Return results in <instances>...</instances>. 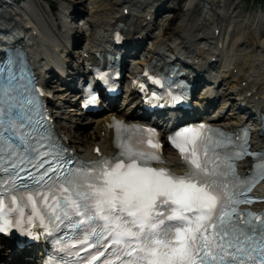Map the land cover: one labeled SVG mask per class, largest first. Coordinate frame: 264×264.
<instances>
[{
	"label": "snow or ice",
	"instance_id": "6c2138e0",
	"mask_svg": "<svg viewBox=\"0 0 264 264\" xmlns=\"http://www.w3.org/2000/svg\"><path fill=\"white\" fill-rule=\"evenodd\" d=\"M13 79L0 86V231L12 225L7 216L17 210L15 224L23 225L19 202L26 200L32 205L28 224L39 216L46 233L75 221L83 231L82 251L104 248L92 261L111 251L115 259L104 264H264V213L238 207L252 202L241 199L247 192L240 189L251 191L256 179L264 178V162L255 165L250 181H241L230 162L259 155L247 152V133L240 151L221 158L217 150L228 149L232 138L225 143L203 136V125L184 129L172 138L188 169L182 175L151 166L162 160L147 129L137 131L148 133V147L133 133L118 141L115 156L72 166L47 135L38 96L17 102ZM66 247L75 245L60 250Z\"/></svg>",
	"mask_w": 264,
	"mask_h": 264
},
{
	"label": "bare ground",
	"instance_id": "6f19581e",
	"mask_svg": "<svg viewBox=\"0 0 264 264\" xmlns=\"http://www.w3.org/2000/svg\"><path fill=\"white\" fill-rule=\"evenodd\" d=\"M5 1L9 2V4ZM61 1L58 5L48 2L49 5L55 6L57 18H59V15H63L67 19L66 13L68 12L72 19L80 16L79 18L83 19L84 22L77 24V21H74L75 23H71V25L63 24V26L61 25L63 27L61 33L56 36L52 32L53 27L50 17L45 19L44 15H42V9L36 4L35 7L30 0H25L14 7L18 8L17 10L22 13V20L19 22L16 14H13L11 18L8 11L0 12V28H2L0 33L3 32V29L8 30L9 33L16 27H25V34L30 35L31 40L28 39L29 36H26L23 31H21L23 34L18 35L22 41L15 40L18 41V44H26L30 61L36 62L37 59L40 60L37 70L55 64V69L48 71L49 80L46 81L47 84L53 83V77L57 76L55 70L61 73V69L64 66V60L62 61L59 56L56 57L54 55L57 54L56 50L59 44L63 52L67 50V45L62 46L64 33L70 32L74 36L73 46L77 48L73 50L74 54L70 55V57L77 65L71 69L72 73L65 69L64 71L67 74L63 76L74 80L82 54L105 48V39L108 36L109 29L112 28L115 21L121 20L127 30V37L130 39L127 42L128 45L130 44L128 49L131 46H135V54L142 50L148 57H153L156 62H163L166 56L164 54L168 50L173 49L172 52H174V49H177L190 54L197 72L201 70L207 73V66H211L214 68V74L211 76L212 81L219 76L223 78L221 88L216 90L214 96L216 97L218 93L223 98V100L221 98L215 99V101H221V106H219L217 112L205 114V116H210V118L214 117V120H211L212 122L227 126L238 122L231 118H225V110L223 111V108L228 101L229 106L232 105V101L238 103L243 99L244 109L255 106L259 107L264 113V34L259 37L257 45L251 46L246 45L244 33H232V29L228 31L227 26H223V20L227 18V12L229 11L226 0H221V5L218 6L219 9L215 12L202 6L201 14L190 19L188 23L185 19L178 20L177 24L171 27L170 32L166 36L160 35L161 27L154 25V23L151 29L148 27L152 9L156 5H162V0H111L108 3V0H83L85 5L81 2L72 4L68 0ZM181 1H184L183 6L179 4L172 9L189 11L193 8L192 6L197 4V0ZM212 1L214 2L215 0ZM13 2L14 0H0V6L7 3L8 8H11ZM80 5L83 6L82 9H80ZM11 10H13V7ZM121 10H127V15L121 16ZM161 11L162 6L157 9V13ZM210 16L211 18L209 19ZM25 24L29 26H25ZM145 31L147 32L149 43L142 45L141 40L135 41L134 39L135 36L142 35ZM80 48L81 51H79ZM210 58L215 61L209 63ZM144 61L145 59L134 62L141 64ZM207 86V89L212 88V84ZM58 90H60L59 87L53 89L56 97L52 100L55 105L54 108L58 112L54 122L58 123L62 129L65 144L73 148L78 155L87 158L94 157L95 148L103 153L109 152L110 132L107 130V118L110 114L122 117L130 116L134 111L132 109L133 104L124 110L114 107L108 111L98 113L94 118H90L75 110L73 107L75 104L72 102L73 95L67 92L56 93ZM247 91L250 94H247ZM197 98H202L204 101L203 95H199ZM206 103H208L207 100ZM208 106L209 104H206V107ZM62 114H65V116H62ZM130 118L132 119V117ZM75 129L79 131L78 136L73 135V132H76ZM260 143L264 144V137L257 138L253 136L251 144L256 147ZM166 157L174 161L170 152L167 153ZM241 168H243L242 165ZM258 189L264 194V181L258 185ZM16 260L19 261L18 257H16ZM22 264H37V261L28 260L22 262Z\"/></svg>",
	"mask_w": 264,
	"mask_h": 264
},
{
	"label": "rangeland",
	"instance_id": "374dc122",
	"mask_svg": "<svg viewBox=\"0 0 264 264\" xmlns=\"http://www.w3.org/2000/svg\"><path fill=\"white\" fill-rule=\"evenodd\" d=\"M68 1L72 4L81 2L83 3V5H85L83 0H68ZM110 1L111 0H108L107 3ZM41 2L43 3L44 8H46L45 2L43 1ZM46 2H51L53 4L56 3V5H58L62 1L61 0H46ZM183 2L184 1H181L180 4H182ZM226 2H227L226 3L227 6L229 7V11L227 12V18L223 20V23L228 24L229 28L230 27L235 28V29L234 28L232 29V33H236V32L237 34L245 33L246 34V37H245L246 45H251V46L257 45L259 41V37H261L264 34V0H226ZM170 4H173V3H170ZM218 4L221 5V2L219 0H218ZM80 6H81L80 9H82L83 6L82 5ZM196 8L197 6L189 11H183V10L173 11L172 14L174 16V19L173 21L169 22L167 26L168 28H165V31H164L165 35H167L170 32V29L172 26L174 27L177 24L178 20L180 21L182 19H185L188 23L190 19H192L193 17H198L201 14V11L200 12L197 11ZM214 8L215 7L213 6V9ZM71 23H74V22H71ZM255 27H258L257 29L258 36L254 31ZM239 31H242V32H239ZM56 93H59V91H56ZM62 116H65V114H62ZM60 121H61V118H60ZM75 130L76 132L74 131L73 135L78 136L79 131L78 129H75Z\"/></svg>",
	"mask_w": 264,
	"mask_h": 264
}]
</instances>
